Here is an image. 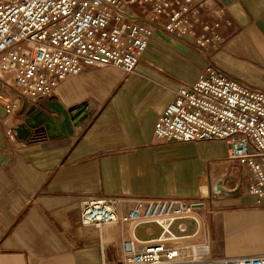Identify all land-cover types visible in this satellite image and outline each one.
Wrapping results in <instances>:
<instances>
[{"label":"crops","instance_id":"crops-1","mask_svg":"<svg viewBox=\"0 0 264 264\" xmlns=\"http://www.w3.org/2000/svg\"><path fill=\"white\" fill-rule=\"evenodd\" d=\"M215 1L226 8L218 49L168 34L158 21L133 73L85 66L14 115L0 105V264H120L130 224L81 223L79 197L88 194L117 197L120 211L133 197H206L198 230L177 242L185 256L264 251V205L249 195L250 172L227 158L225 141L153 135L175 89L207 64L264 91V0ZM140 225L138 237L159 232ZM181 225L195 229L191 220Z\"/></svg>","mask_w":264,"mask_h":264},{"label":"built area","instance_id":"built-area-1","mask_svg":"<svg viewBox=\"0 0 264 264\" xmlns=\"http://www.w3.org/2000/svg\"><path fill=\"white\" fill-rule=\"evenodd\" d=\"M131 6L139 11L130 12ZM224 15L225 6L215 0H0V105L14 115L25 104L53 96L62 80L85 66L133 73L158 21L168 34L204 50L218 49L225 40L219 18ZM153 135L176 142L225 141L227 158L250 172L249 195L264 205V91L207 64L193 82L175 89ZM205 198L133 197L120 211L115 196L82 195L79 221L130 224L120 264H264V251L206 258L182 253L177 242L198 230L197 208ZM184 220L195 224L193 232H186ZM149 223L158 225V234L138 237L135 227Z\"/></svg>","mask_w":264,"mask_h":264},{"label":"rangeland","instance_id":"rangeland-1","mask_svg":"<svg viewBox=\"0 0 264 264\" xmlns=\"http://www.w3.org/2000/svg\"><path fill=\"white\" fill-rule=\"evenodd\" d=\"M196 142H202V141H196ZM206 190V189H205ZM207 192L203 191V194L205 195ZM137 234L143 236L144 235V225H140L137 229Z\"/></svg>","mask_w":264,"mask_h":264},{"label":"bare ground","instance_id":"bare-ground-1","mask_svg":"<svg viewBox=\"0 0 264 264\" xmlns=\"http://www.w3.org/2000/svg\"><path fill=\"white\" fill-rule=\"evenodd\" d=\"M205 191L207 192V189ZM106 223H108V222H106Z\"/></svg>","mask_w":264,"mask_h":264}]
</instances>
